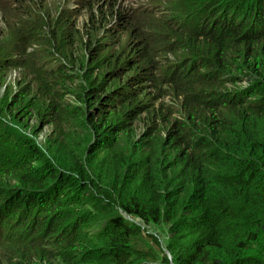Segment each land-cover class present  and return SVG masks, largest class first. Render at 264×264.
Returning <instances> with one entry per match:
<instances>
[{
    "label": "trees",
    "instance_id": "obj_1",
    "mask_svg": "<svg viewBox=\"0 0 264 264\" xmlns=\"http://www.w3.org/2000/svg\"><path fill=\"white\" fill-rule=\"evenodd\" d=\"M87 3L76 59L39 46L20 62L72 86L36 79L63 137L40 148L0 126V246L15 264H264V0ZM33 22L9 52L35 45ZM62 25L45 23L50 42ZM44 53L65 64L43 68ZM145 72L160 111L140 98ZM144 113L171 124L160 144L138 137Z\"/></svg>",
    "mask_w": 264,
    "mask_h": 264
},
{
    "label": "rangeland",
    "instance_id": "obj_2",
    "mask_svg": "<svg viewBox=\"0 0 264 264\" xmlns=\"http://www.w3.org/2000/svg\"><path fill=\"white\" fill-rule=\"evenodd\" d=\"M87 1L88 0H18L15 4H12L9 0H4L5 3L3 4L0 1V56L6 51L8 54V56L3 59V63L0 64V126L3 130H8L9 133H11L10 136L14 138H23L28 135L29 141H32L35 146L42 148L46 144V136L48 134L60 132L56 123H48L50 115H42V112L45 113L47 110V104L41 101V109L39 110L36 107L37 97L40 95L36 92L38 85V80L36 79L39 77L45 87L54 86L57 89L61 87L60 82L63 80L56 77L54 74L50 76L40 75V73L43 72L34 69L37 72L35 73L32 70L34 67L31 69L28 64H21L20 62L24 61L29 52H34L39 46L49 47L50 50L59 47L64 54L66 53L71 56L72 59H76L80 51H77L75 47L71 48V46L76 43L75 38L79 40L80 34L85 32L84 23H87L89 13V9L86 8L88 5ZM149 2H151V0H124V5L126 7H135L136 4H148ZM151 4H155V2ZM165 8L167 7L165 6ZM27 13L32 14V17L37 20V23L33 22L26 25L33 28V30H28V32L32 31L33 43H35V45H33L32 48H28L25 53L19 55L17 53L12 54L8 50L18 38L17 36H12L15 35L16 32L22 33L20 29L23 25L22 22L27 18ZM164 14L169 18L175 15L171 9H167ZM45 23L50 24L51 27L53 25L59 26L63 23L62 39L50 42L45 35ZM96 26H99L98 23H96ZM71 39H74L73 43ZM137 41L140 43L142 42L140 39ZM25 45L26 44H19V51L24 50ZM182 52L187 53L185 51ZM44 56L45 58L39 61V64H41L43 68H51L58 64H65L64 59L61 62H55L49 55L45 54ZM150 58L155 60V62L159 61L157 57L150 55ZM105 63H109V59H106ZM173 67L174 66H170L167 72ZM38 70L43 69L38 68ZM143 78L142 82L147 89V93L145 92L141 95V100H146L144 102L154 105L155 108L160 111L158 107L162 106L166 99L164 101L157 99L155 103L154 98L158 94L157 86L151 81L149 72H145ZM63 82L66 83L65 81ZM114 82H116L115 79L112 80V84H114ZM66 85L68 88L72 86L68 83H66ZM63 89H65V87H63ZM231 89H234V87ZM32 95L33 97H31ZM19 97H25L23 101L25 102L24 109L26 111H28L27 104L29 102L32 101L35 104V106L30 109L29 114L25 116L26 118L24 121L18 119L20 111H16L10 107ZM64 99L69 102H73L74 100L70 97L69 93L65 94ZM61 100V108H63V97ZM7 102H10V105H6ZM170 126V123H159L158 126H152L150 116L148 113H144L137 121V135L139 138L144 137L160 144L167 136V131ZM23 132L26 133V135L23 134ZM59 136L63 137V132H60ZM2 181L4 184L7 183L5 178L2 179ZM17 206L14 205L10 208L12 213L16 211L15 214H20L22 210L24 212L23 204ZM16 219L17 216L15 217V220ZM144 228L147 232L156 234L155 230L148 229L145 225ZM161 240L163 242V237H161ZM10 255V250H4L0 246V264H15L13 261L11 262Z\"/></svg>",
    "mask_w": 264,
    "mask_h": 264
},
{
    "label": "clouds",
    "instance_id": "obj_3",
    "mask_svg": "<svg viewBox=\"0 0 264 264\" xmlns=\"http://www.w3.org/2000/svg\"><path fill=\"white\" fill-rule=\"evenodd\" d=\"M149 3H150V2H149ZM149 3H148V4H149ZM148 4H147V3H145V4H136L134 8L138 9L139 12L142 13V12L145 11V8H146V6H147ZM165 72H166V71H164V70L161 71L162 74L165 73Z\"/></svg>",
    "mask_w": 264,
    "mask_h": 264
}]
</instances>
